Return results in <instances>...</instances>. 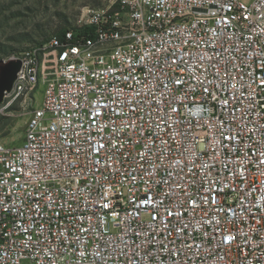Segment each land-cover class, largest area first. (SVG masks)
I'll use <instances>...</instances> for the list:
<instances>
[{
  "label": "built area",
  "instance_id": "2783aa9c",
  "mask_svg": "<svg viewBox=\"0 0 264 264\" xmlns=\"http://www.w3.org/2000/svg\"><path fill=\"white\" fill-rule=\"evenodd\" d=\"M85 15L5 60L3 104L44 100L0 144V264H264V0Z\"/></svg>",
  "mask_w": 264,
  "mask_h": 264
},
{
  "label": "rangeland",
  "instance_id": "374dc122",
  "mask_svg": "<svg viewBox=\"0 0 264 264\" xmlns=\"http://www.w3.org/2000/svg\"><path fill=\"white\" fill-rule=\"evenodd\" d=\"M114 0H0V61L37 48L62 30L81 26L89 8H107ZM112 9L117 10V6ZM40 107L44 87L33 96ZM30 104V105H31ZM0 105V144L20 147L24 143L31 106Z\"/></svg>",
  "mask_w": 264,
  "mask_h": 264
},
{
  "label": "water",
  "instance_id": "95a60500",
  "mask_svg": "<svg viewBox=\"0 0 264 264\" xmlns=\"http://www.w3.org/2000/svg\"><path fill=\"white\" fill-rule=\"evenodd\" d=\"M21 70L19 60L0 61V105L3 104L6 92H10Z\"/></svg>",
  "mask_w": 264,
  "mask_h": 264
},
{
  "label": "snow or ice",
  "instance_id": "6c2138e0",
  "mask_svg": "<svg viewBox=\"0 0 264 264\" xmlns=\"http://www.w3.org/2000/svg\"><path fill=\"white\" fill-rule=\"evenodd\" d=\"M178 59L180 60V63H181V64H184V63H185V60H184L182 57H178ZM200 60L203 61V60H204V57L201 56V57H200ZM173 63H175V61H174ZM206 70H207V69H205V71H206ZM174 82H175L176 84H179V83H181V80H180V79H177V80L174 81ZM200 83L203 84V81H200ZM204 91H205V92H208V91H209V89H208L207 86L204 87ZM227 102H228V101H227V98H226V99L223 101V103L226 105ZM173 111H175V109H173ZM97 114H98V113H97ZM230 138H231V139H235V137H230ZM225 139H229V137H225ZM103 147H104V145L101 143V144L99 145V147L95 149V151L98 152V151H99L100 149H102ZM113 147H115V145H113ZM261 155H264V153H261ZM109 158H111V157H109ZM261 163H264V160H262ZM168 176H169V180H172L173 183H169V180H165V183H169V187L172 188L173 190H175L176 188L180 187L181 184H182V182H183V180H184L183 177H179V178H177V177H172L170 173L168 174ZM132 179L135 180V176H133ZM166 195H171V193H168V194H166ZM212 202H213V203H216L215 198H213ZM103 207H105V208L108 207V204L105 203V204L103 205ZM154 207H155V206H154ZM165 211L167 212V216H168V217H171V216L173 215V212H172V211L167 210V209H165ZM137 215H139V213H137ZM176 215H177V216H180L181 213H180L179 211H177ZM156 219H157V217H156L155 215H153L152 220H153V221H156ZM162 222H165V221L162 219ZM170 223H171V221H166V225H167V224H170ZM169 231H170V229H169ZM177 234H178V235L180 234L179 230H177ZM230 239H231V237H226V238H225V243H227V241L230 240ZM126 246H127V245H126ZM165 250H167V249H165ZM133 255H135V253H134Z\"/></svg>",
  "mask_w": 264,
  "mask_h": 264
},
{
  "label": "trees",
  "instance_id": "16d2710c",
  "mask_svg": "<svg viewBox=\"0 0 264 264\" xmlns=\"http://www.w3.org/2000/svg\"><path fill=\"white\" fill-rule=\"evenodd\" d=\"M66 30H68V29H66ZM66 30H62V31L58 34V36H62Z\"/></svg>",
  "mask_w": 264,
  "mask_h": 264
}]
</instances>
